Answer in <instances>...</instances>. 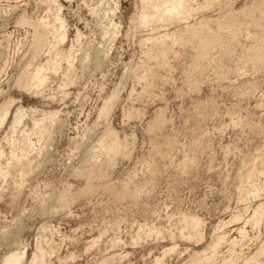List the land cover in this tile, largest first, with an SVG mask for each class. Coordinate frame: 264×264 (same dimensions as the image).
<instances>
[{
  "label": "rangeland",
  "instance_id": "374dc122",
  "mask_svg": "<svg viewBox=\"0 0 264 264\" xmlns=\"http://www.w3.org/2000/svg\"><path fill=\"white\" fill-rule=\"evenodd\" d=\"M10 255L264 264V0H0Z\"/></svg>",
  "mask_w": 264,
  "mask_h": 264
},
{
  "label": "bare ground",
  "instance_id": "6f19581e",
  "mask_svg": "<svg viewBox=\"0 0 264 264\" xmlns=\"http://www.w3.org/2000/svg\"><path fill=\"white\" fill-rule=\"evenodd\" d=\"M62 28H63V25H62ZM214 35V34H213ZM216 35V34H215ZM214 35V36H215ZM214 38V37H213ZM199 222V221H198ZM198 222H195L196 225H199ZM22 262V259L19 258L18 256L16 255H10L8 256L5 260H4V264H21Z\"/></svg>",
  "mask_w": 264,
  "mask_h": 264
}]
</instances>
